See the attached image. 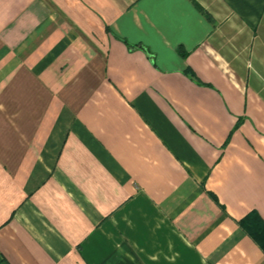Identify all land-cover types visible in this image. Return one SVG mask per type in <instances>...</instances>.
Returning <instances> with one entry per match:
<instances>
[{"label":"crops","instance_id":"1","mask_svg":"<svg viewBox=\"0 0 264 264\" xmlns=\"http://www.w3.org/2000/svg\"><path fill=\"white\" fill-rule=\"evenodd\" d=\"M252 213L264 0H0V264H264Z\"/></svg>","mask_w":264,"mask_h":264},{"label":"trees","instance_id":"2","mask_svg":"<svg viewBox=\"0 0 264 264\" xmlns=\"http://www.w3.org/2000/svg\"><path fill=\"white\" fill-rule=\"evenodd\" d=\"M198 8L205 13L202 8ZM241 226L264 251V221L261 217L257 213H252L241 221Z\"/></svg>","mask_w":264,"mask_h":264}]
</instances>
